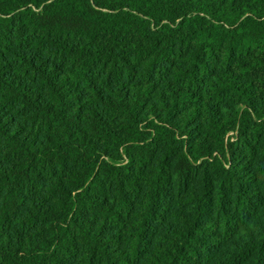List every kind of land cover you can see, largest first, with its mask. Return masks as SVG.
Listing matches in <instances>:
<instances>
[{"label":"trees","instance_id":"1","mask_svg":"<svg viewBox=\"0 0 264 264\" xmlns=\"http://www.w3.org/2000/svg\"><path fill=\"white\" fill-rule=\"evenodd\" d=\"M0 264H264V0H0Z\"/></svg>","mask_w":264,"mask_h":264}]
</instances>
